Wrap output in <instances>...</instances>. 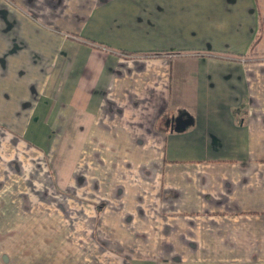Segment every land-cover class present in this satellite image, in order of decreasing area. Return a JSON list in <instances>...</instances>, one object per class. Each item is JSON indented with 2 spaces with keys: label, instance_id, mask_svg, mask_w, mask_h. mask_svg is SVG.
Segmentation results:
<instances>
[{
  "label": "crops",
  "instance_id": "0c3cea01",
  "mask_svg": "<svg viewBox=\"0 0 264 264\" xmlns=\"http://www.w3.org/2000/svg\"><path fill=\"white\" fill-rule=\"evenodd\" d=\"M263 58L264 0H0V264H264Z\"/></svg>",
  "mask_w": 264,
  "mask_h": 264
},
{
  "label": "trees",
  "instance_id": "16d2710c",
  "mask_svg": "<svg viewBox=\"0 0 264 264\" xmlns=\"http://www.w3.org/2000/svg\"><path fill=\"white\" fill-rule=\"evenodd\" d=\"M84 40V39H83ZM94 44L98 45V46H101L100 43L98 42H95L93 40H91ZM105 48H108L107 46H105ZM112 51L114 52H118V53H121L123 54L124 56H139L141 55V51H138V50H133V51H127V50H123V49H112ZM149 53H155V52H152L150 51ZM197 55H207V56H213V57H219V58H233L234 59H238L240 58L241 56H243L242 54H237V55H231L229 54L228 52H225V51H219V52H214V51H201V52H195ZM194 54V53H193ZM248 57V58H247ZM250 57V58H249ZM244 58L246 59H251V60H261L260 58L258 57H251V55H248V54H244ZM264 59V58H263Z\"/></svg>",
  "mask_w": 264,
  "mask_h": 264
}]
</instances>
